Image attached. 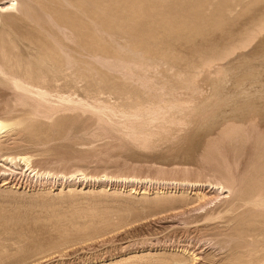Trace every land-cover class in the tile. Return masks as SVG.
<instances>
[{
	"label": "rangeland",
	"instance_id": "1",
	"mask_svg": "<svg viewBox=\"0 0 264 264\" xmlns=\"http://www.w3.org/2000/svg\"><path fill=\"white\" fill-rule=\"evenodd\" d=\"M0 56L81 102L0 83V264H264V0H0Z\"/></svg>",
	"mask_w": 264,
	"mask_h": 264
},
{
	"label": "bare ground",
	"instance_id": "2",
	"mask_svg": "<svg viewBox=\"0 0 264 264\" xmlns=\"http://www.w3.org/2000/svg\"><path fill=\"white\" fill-rule=\"evenodd\" d=\"M10 5V4H9ZM13 6V5H12ZM2 10L1 11H6L7 9H11V6H8L6 9H4V8H1ZM3 63L6 65V63H5V58H2V56H0V83H2L3 85H5V81L8 79V80H10V81H12L13 82V84H14V86L16 87V89L19 91V92H22L23 94H25V95H27L28 97H29V99L31 98L36 104L38 103V104H42L43 106L42 107H44V106H46V107H52L54 110H57V109H59L60 107H64L65 106V108L66 107H69V106H77V105H81V102H78V101H74V100H71V99H69V98H64V97H59V100H60V104H55L52 100H51V98H52V94H49V93H47L46 91H40V90H36V89H34V85H28V84H26L25 82H22L21 80H19V79H16V78H14V77H9L8 75H7V73H6V70H5V66H3ZM2 88V87H1ZM1 97H2V93H1V95H0ZM26 96V97H27ZM27 97V98H28ZM1 99V98H0ZM34 102H32V103H34ZM34 103V104H35ZM3 104V103H2ZM1 104V105H2ZM4 105V104H3ZM2 107H4V106H2ZM37 108V107H36ZM2 109V111H4V108H0V110ZM52 110V109H51ZM176 112V111H175ZM175 112H173V113H175ZM189 112H191V111H189ZM25 113V112H24ZM34 113V112H33ZM185 113V112H184ZM188 113V112H187ZM192 113V112H191ZM26 114V113H25ZM179 114V113H178ZM185 116L186 115H189V113L188 114H184ZM174 116V115H173ZM168 117V116H167ZM179 117V116H178ZM189 117V119H190V116H188ZM169 118H171V117H169ZM169 118H167V119H169ZM184 118V117H183ZM166 118H165V120H167ZM180 119H181V117H180ZM188 119V118H187ZM15 120V119H14ZM192 120V119H191ZM167 121H170L171 123H175L176 122V119L175 118H171V119H169V120H167ZM184 122H185V120H184ZM189 122V121H188ZM162 123V122H161ZM155 124V125H154ZM154 124H152L151 122H149V123H146L144 126H142V127H140L139 129H137V130H135V133H139V134H143V135H145V136H149V135H153V127L154 126H157V124L159 125V123L157 122V121H155V123ZM196 124V123H195ZM13 125H15V122H12V121H9V122H5L4 120H2V119H0V135H1V133H3V132H6V130L9 128V127H12ZM175 125H178V124H176L175 123ZM174 125V126H175ZM180 125V124H179ZM186 126V125H185ZM184 126V127H185ZM139 127V126H138ZM159 127V126H158ZM158 127H155V129L156 128H158ZM176 127V126H175ZM171 128H173V127H171ZM180 128H181V125H180ZM154 129V130H155ZM167 131V130H166ZM181 131V130H180ZM155 133H157V132H155ZM138 134V135H139ZM182 134V133H181ZM155 135V134H154ZM128 136H129V134H128ZM154 137V136H153ZM135 138V137H134ZM143 140V139H142ZM144 140H146L145 138H144ZM139 141V140H138ZM141 141V140H140ZM137 142V141H136ZM150 147V146H149ZM6 184V183H5Z\"/></svg>",
	"mask_w": 264,
	"mask_h": 264
}]
</instances>
